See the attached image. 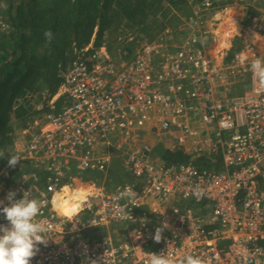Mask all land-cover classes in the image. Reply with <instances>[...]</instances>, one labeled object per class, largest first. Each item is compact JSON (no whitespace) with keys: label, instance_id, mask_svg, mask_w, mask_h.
<instances>
[{"label":"built area","instance_id":"1","mask_svg":"<svg viewBox=\"0 0 264 264\" xmlns=\"http://www.w3.org/2000/svg\"><path fill=\"white\" fill-rule=\"evenodd\" d=\"M185 2L190 16L178 41L175 30L164 26L128 58L108 54L92 40L74 50L48 110L23 128L24 141L9 155H19L16 166L27 169H0V201L8 204L11 190L16 199L27 191L47 202L37 219L48 226L49 239L31 264H104L101 257L105 264H147L152 253L162 252L171 260L190 253L203 264H264V89L253 85L250 92L230 95L226 71L242 75L252 62L242 50L227 65L217 62L225 59L222 51L213 58L207 52L238 8L245 22H237L228 40L243 39L238 32L244 30L264 49V0ZM253 57L264 59V53ZM123 135L129 136L126 143ZM151 141L182 144L193 158L219 156L217 167L151 160ZM114 156L127 175L122 183L107 186L69 174L71 168L105 173ZM41 171L51 175L41 179ZM76 184L91 200L77 221L66 222L55 196ZM127 186L137 195L133 205L118 199ZM198 189L205 192L199 200L191 194ZM121 210L135 222L121 219ZM165 222L157 243L155 228ZM7 223L0 215V224Z\"/></svg>","mask_w":264,"mask_h":264},{"label":"trees","instance_id":"2","mask_svg":"<svg viewBox=\"0 0 264 264\" xmlns=\"http://www.w3.org/2000/svg\"><path fill=\"white\" fill-rule=\"evenodd\" d=\"M181 5L186 6L183 15L188 16L185 0H0L7 24L0 29V151L5 152L0 169L8 165L9 152L18 142L16 127L22 133L27 124L48 110L45 104L60 84V72L73 61L74 50L92 40L94 47L104 44L110 54L124 52L125 58L131 57L137 44L112 47L111 40L105 43L104 37L123 28L151 40L165 26L157 21L158 14L165 16L167 7ZM46 30L53 34L50 43L44 37ZM61 103L62 98L57 99L56 109ZM40 104L43 109H37ZM160 158L166 163L191 160L198 167H217L219 161V156L215 160L193 158L187 150L168 149H163ZM21 167H12V173L27 169ZM69 174L83 181H104L107 186L122 183L127 177L115 156L105 173L71 168ZM40 175L44 179L51 174L41 171Z\"/></svg>","mask_w":264,"mask_h":264},{"label":"clouds","instance_id":"3","mask_svg":"<svg viewBox=\"0 0 264 264\" xmlns=\"http://www.w3.org/2000/svg\"><path fill=\"white\" fill-rule=\"evenodd\" d=\"M44 37L49 43L53 38L50 30L44 32ZM202 43L204 41H201ZM251 71L253 72L258 86L264 89V59L257 58L251 63ZM5 152L0 151V157H3ZM20 161L19 155H8V166L15 167ZM196 199H202L205 195L203 189L194 190L191 193ZM136 193L132 186H127L118 194V199L128 201V205L136 198ZM9 203L3 204L0 207V214L8 222L7 225L0 224V264H31V260L39 252V245H47L49 228L46 223L37 218L42 215V209L47 206V202L36 198H30L27 191H24L22 197L16 199V192L9 191L5 197ZM91 200L88 193H84L77 201L76 207L70 208L65 214L66 222L77 221L76 217L83 206ZM128 205L126 208L128 209ZM133 205V204H132ZM137 206V205H136ZM122 211L121 219L135 222L129 211ZM167 223H162L155 228L152 239L159 243L162 239V233L167 228ZM139 233L136 237L139 238ZM104 264V257H101ZM92 264H96L93 261ZM147 264H203L200 258L187 253L177 260L160 254L152 253L147 260Z\"/></svg>","mask_w":264,"mask_h":264},{"label":"crops","instance_id":"4","mask_svg":"<svg viewBox=\"0 0 264 264\" xmlns=\"http://www.w3.org/2000/svg\"><path fill=\"white\" fill-rule=\"evenodd\" d=\"M227 21L229 22L228 19H227ZM236 22H238V21H236ZM224 24L225 23H223L221 25L220 29L218 30L216 44L215 43H214V45L212 44L207 49L208 54L210 53L209 54V57L210 58L211 57L213 58L214 55H215V53H217L218 51H220V52L222 51L223 54L224 53H227L229 51L231 53V55L230 56H227V54H226L225 59L223 60V62H221L219 60L217 61L218 63H222L223 65H227L230 62V60L232 59V56H233L234 52H237V51H240V50H242V52H244L248 56V60H250V62H253L254 61L253 60L254 59L253 56H255V55L257 57L258 56H261V53L264 51V49L261 47V46H263L261 44V41H258V43H256L257 38L253 37L254 36L253 34L251 35V34H249L248 31H244V30H243V32H241V31L238 32V33H242L241 35H242L243 39L241 37H234V38L229 39V40L227 39L228 45L219 46V39L222 36V34H224V31L225 30L232 31L231 26H229V25H227V26L225 25L224 26ZM232 34H233V32H231V35ZM250 43H251V46H253V44L255 46L253 48H250V49L247 50L246 46H247V44H248V46H250ZM210 48H212V49H210ZM256 50H258V51H256ZM106 52L108 54H110L107 50H106ZM111 55H113V54H111ZM229 71H231V70H227L226 71L227 74L225 73L226 74L225 79H226V82L228 83V86L227 87L229 89L230 95H233V96H235V95H241L243 93L250 92L252 90V88L249 89V86H248V88H245L241 83H239V82H242L243 79L240 80L239 78H237V76H235L234 73H233V72H235L234 70L231 71V72H229ZM251 75L254 76V74H251ZM252 83H253V81H252ZM128 137H127V135H123V138H122L123 141L122 142L123 143H126V141L128 140ZM150 143H151V146H152L153 151L159 152V154L157 155V157H158L157 160L158 161L161 160L160 156H161V152L163 151V149H169V151L178 152V151H181L180 145H182V144H180L178 146V145H174V144L172 145L171 144L170 147H168V145L163 147V146H161V145H159V144H157V143H155L153 141H151Z\"/></svg>","mask_w":264,"mask_h":264},{"label":"rangeland","instance_id":"5","mask_svg":"<svg viewBox=\"0 0 264 264\" xmlns=\"http://www.w3.org/2000/svg\"><path fill=\"white\" fill-rule=\"evenodd\" d=\"M167 8L168 9L166 10V15L163 16L162 14H158L157 21L158 22H163L165 24V26H170L171 28H173L175 30V40L178 41L179 39L182 38V36H184V28L183 27L185 25L186 20H188V17L190 16V13H189L188 16H184L183 15L184 10L186 9V6L185 5H183V6L181 5L177 9L176 8H169V7H167ZM243 12L244 11L241 10V9H239V8L236 9V13H232L230 15L229 22H230V19L237 17L238 19H240L238 21L239 23H244L245 22V19L242 17ZM227 22L228 21H224V23H225L224 26L225 25L226 26L229 25V22L228 23ZM151 31L152 32H155V27H153L151 29ZM107 40H111L112 47H116V46L121 45V44L125 46V45H127L129 43H133L134 45L135 44L138 45L141 42L147 40V38L145 36L144 37L143 36L141 37V35H136V33H132L130 31H126L125 29L121 28V30L118 31V32H116L115 35H111L110 37L105 36L104 37L105 43H106ZM210 49H212V48H210ZM226 54H227V56H230L231 55V53L229 51L227 53H225V55ZM261 54H263V52ZM250 69L251 68H247L246 72L243 73L242 75H238L237 72H233L234 75L237 76V78H239L240 80L243 79L242 82H239V83H241L245 88H248V86H249V89L252 88L253 84L258 87V82H257L255 76L252 77L251 72H250ZM252 81H253V83H252ZM40 117L41 116L39 115L36 119H38ZM18 128L19 127L17 126L16 127V134H17L16 137L18 139V142L21 143V142L24 141L25 136L22 135L21 130L18 129ZM158 154H159V152L154 151V157L151 158V160L156 161L157 158H158L157 157Z\"/></svg>","mask_w":264,"mask_h":264},{"label":"bare ground","instance_id":"6","mask_svg":"<svg viewBox=\"0 0 264 264\" xmlns=\"http://www.w3.org/2000/svg\"><path fill=\"white\" fill-rule=\"evenodd\" d=\"M235 19L236 18L230 19L229 26H231L232 31H227V30L224 31V34H222V36L219 39V46L228 45L227 39L231 36V32L235 31L238 28L237 22H236ZM83 194H84V190L79 185L74 190L65 189L63 192H61L59 194H56V196H55L56 199L54 200L55 208L58 209V210L66 211V213H67L68 210L70 208H72V205L70 203L72 201H75V204H76L77 201L80 199V197L83 196ZM64 196L67 197V200H65L62 203H59L58 200L63 198ZM65 204H67V207H69V209L64 206Z\"/></svg>","mask_w":264,"mask_h":264}]
</instances>
